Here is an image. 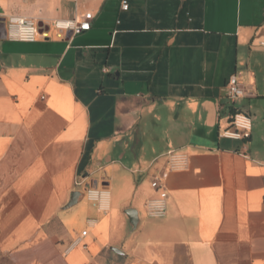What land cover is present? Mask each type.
Returning <instances> with one entry per match:
<instances>
[{
    "label": "crops",
    "instance_id": "0c3cea01",
    "mask_svg": "<svg viewBox=\"0 0 264 264\" xmlns=\"http://www.w3.org/2000/svg\"><path fill=\"white\" fill-rule=\"evenodd\" d=\"M127 1L0 0V264H264V0ZM86 13L89 30L54 26ZM10 15L47 29L11 39ZM171 149L188 163L151 217Z\"/></svg>",
    "mask_w": 264,
    "mask_h": 264
},
{
    "label": "built area",
    "instance_id": "2783aa9c",
    "mask_svg": "<svg viewBox=\"0 0 264 264\" xmlns=\"http://www.w3.org/2000/svg\"><path fill=\"white\" fill-rule=\"evenodd\" d=\"M121 8L126 10L128 8V1L122 0ZM91 13H86L81 19H59L54 21V26L60 30L71 31L73 33H80L90 29ZM37 20L21 16L10 15L7 20L8 37L19 41H34L40 34V27ZM42 33V32H41ZM245 95V90L238 75H231L226 84V97L229 102L233 103ZM231 129H226L224 135L231 138H241L251 128L250 117L244 113H235L231 119ZM188 156L186 153L171 149L164 155V162L162 166L152 175L151 186L157 191V196L149 199L145 203L147 214L151 217H162L166 213V198L167 191L165 182L170 172L182 169L187 166ZM82 180H77L76 185H81ZM106 191L97 186H85L84 195L88 196L91 200L95 201L100 208L107 207L103 200ZM83 231L81 235H85ZM81 238H75L67 246L66 250L78 245Z\"/></svg>",
    "mask_w": 264,
    "mask_h": 264
},
{
    "label": "water",
    "instance_id": "95a60500",
    "mask_svg": "<svg viewBox=\"0 0 264 264\" xmlns=\"http://www.w3.org/2000/svg\"><path fill=\"white\" fill-rule=\"evenodd\" d=\"M37 24L40 27L39 33L43 32V30L47 29L46 26H43V22H38ZM82 194L83 193L79 190L73 191L71 193V196H70L68 203L65 205V208H68V207L72 206L73 204H75L81 198ZM125 212L129 218V225H130L131 229H134L137 225V222H138L136 210L133 208H128L125 210ZM113 249L116 251H119L116 248H113Z\"/></svg>",
    "mask_w": 264,
    "mask_h": 264
}]
</instances>
